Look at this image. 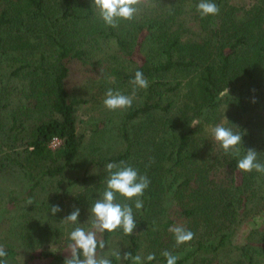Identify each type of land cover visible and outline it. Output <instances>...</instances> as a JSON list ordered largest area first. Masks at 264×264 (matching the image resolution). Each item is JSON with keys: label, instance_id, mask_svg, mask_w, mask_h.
<instances>
[{"label": "trees", "instance_id": "1", "mask_svg": "<svg viewBox=\"0 0 264 264\" xmlns=\"http://www.w3.org/2000/svg\"><path fill=\"white\" fill-rule=\"evenodd\" d=\"M226 1L212 0L219 14L201 18L199 0H144L132 21H121L118 28H111L100 20L93 0H0V173L17 171L29 182V189H34L42 179L63 177L70 171L81 146L74 114L82 101L66 92L65 61L89 62L94 67L103 61L125 59L133 65L129 74L113 68L111 72L124 81L133 79L139 70L148 87L143 89L140 104L126 113L121 128L123 150L106 163L128 164L131 149L139 146L127 137L126 123L138 120L140 135L160 127L161 134L159 140H151L146 133L145 139L155 143L153 155H140V162L132 165L150 181L140 198L145 217L137 215L132 235L117 229L99 234L98 239L105 247L117 239L121 256L138 255L141 243L147 241L156 258L151 262L145 259L144 264H166L163 250L178 256L177 264H264V223L261 228L248 229L243 244L233 245L230 240L240 222L237 210H248L244 215L252 220L250 209L260 203L264 208V173L237 168L238 159L248 149L264 163V0L239 7ZM185 8L195 14L202 30L198 41L182 39L184 20L178 16L186 13ZM226 87L233 99L220 96ZM181 89L184 101L176 107L172 97ZM225 101L238 109L228 115L237 124L235 131L242 135L240 155L223 150L215 161L198 164L194 131L184 129V124L194 119L216 124L215 114ZM172 108L176 111L172 118H165L160 127L151 126L156 112L167 115ZM52 137L62 142L54 151L47 148ZM211 151L208 146L206 153ZM191 165L194 169L189 170ZM213 165L225 168V183L207 181ZM180 170L188 173L174 186ZM191 182L199 185L191 189ZM86 193L76 200H90ZM170 196L177 204L175 212L192 219L188 230L196 234L199 221L204 229L215 226L213 241L192 240L181 252L183 245H176L169 230L174 221L166 216L162 222L152 218L158 200ZM118 197L121 203L122 197ZM130 202L135 205V198ZM51 207L49 204L45 210ZM33 238L23 237L25 242H33ZM4 250L7 264L32 260L64 264L66 259L39 250L17 263L12 246L6 245ZM229 250L235 253L231 260H217V254ZM107 258L111 264H132L112 255Z\"/></svg>", "mask_w": 264, "mask_h": 264}, {"label": "rangeland", "instance_id": "2", "mask_svg": "<svg viewBox=\"0 0 264 264\" xmlns=\"http://www.w3.org/2000/svg\"><path fill=\"white\" fill-rule=\"evenodd\" d=\"M200 1V0H199ZM256 0H227L226 3L236 7L249 6ZM189 8H185L186 13L178 16V19L184 20V34L183 40H196L198 41L202 30L199 27L198 20H195V14L193 12L187 13ZM87 64H82L77 60H66L65 66L67 68V77L65 79V89L70 98L79 99L82 101L75 109V127L78 135L81 136V146L74 160L73 168L68 171L63 177H53L42 179L40 184L34 189H29V182L21 176L17 171H5L0 173V245L5 247L6 245L12 246L16 251V262L23 263L27 257L36 251H52L63 257H68L67 245L70 243L68 236L71 230L75 227L72 224H64L62 221L71 214L75 209H79L80 215L78 217V223L84 225L90 217V208L95 200L99 199L101 193L105 189V179L109 175L106 170V159L120 153L124 144L121 138V128L124 126L125 116L129 108L123 110H108L104 106V99L106 91L111 88L114 91H120L124 94H131L130 80H124L121 76H115L111 69H121L122 73H130L133 65L125 59L119 58L116 62L103 61L100 65L92 67ZM122 66V67H120ZM108 68L107 72L105 68ZM115 77L114 82H110L109 78ZM143 89H138L136 96L133 100L132 106L136 107L142 101ZM184 90L176 92V95L172 97L175 101V106L178 107L183 98ZM234 94L229 93V98L233 99ZM225 101L218 108L219 112H216L215 116L218 118L216 124L214 123H202L198 122L195 127L191 126L192 121L184 124V129H191L195 134V148L198 150L196 155V163H201L202 160L210 163L211 160L215 161L221 157L220 144L213 138L210 128L224 123L226 127H231L235 131L237 124L233 123L229 119V113L238 112L237 108L232 105L233 102ZM131 106V107H132ZM173 109V108H172ZM176 111L169 110L167 115L162 112H156L153 122H150L151 126L160 127L163 125L165 118H172ZM226 118L227 121L224 119ZM232 118V117H231ZM233 119V118H232ZM196 120V119H194ZM197 121V120H196ZM232 122V123H230ZM140 124L138 120H133L131 123L125 124L126 135L130 139L131 143H139V146L135 150L132 148V157L129 160L128 165L132 166L140 162V155H153V141H149L147 138V132L155 140L160 138V129L158 131L144 130V134H138V128ZM138 128V129H137ZM150 132V133H149ZM140 142H139V141ZM133 145V146H134ZM210 146L212 151L207 154V147ZM210 149V148H209ZM135 150V151H134ZM146 152V154L144 153ZM141 153V154H140ZM136 157L138 159L136 160ZM138 161V163H137ZM133 167V166H132ZM194 169L191 165L190 169ZM225 168H220L213 165V168L207 174V181H216L225 183L228 175L225 172ZM180 177H176L174 186L183 179V175H186L188 171H178ZM178 174V173H177ZM170 175L166 176V182L169 181ZM222 183V184H223ZM197 184L191 182L189 187L191 189L197 188ZM213 188V187H211ZM87 192V193H86ZM81 193L89 195L90 200L85 203L79 202L77 196ZM121 199V197H118ZM31 199L33 203L29 205L27 202ZM121 203H129L132 206L134 218L137 215L142 218L145 214L141 210H137L135 205L126 201L122 197ZM57 203V204H56ZM59 206L60 211L56 214H52L51 210H45L47 206ZM56 204V205H55ZM158 208L155 207V218L159 221H164L165 216L171 218L174 221V225H183L186 229L190 225L192 219L183 217L177 212L176 201H173L171 196L165 200L157 202ZM161 211H160V210ZM248 211V210H247ZM244 210H237L239 225L234 229V233L230 240L233 245H241L244 243V238L248 229L263 227L264 221V208L263 204H257L250 209L253 219H247L244 214L247 213ZM141 214V215H140ZM243 221V222H242ZM33 224V225H32ZM203 223L199 221L197 223V232L193 240L200 239L202 241H213L216 234V228L211 224L203 228ZM88 225L85 224V227ZM23 237H34L33 242H25ZM100 235L98 234V238ZM164 239V238H163ZM162 241H165L162 240ZM28 243V244H27ZM187 245H181L183 248L181 252L187 250ZM164 247V246H163ZM169 249V248H166ZM153 251V247H148V242L141 243V249L138 255L142 259L146 258L150 252ZM161 250V248H160ZM160 250H157L158 252ZM119 251L121 253L122 246L117 239H113L103 250H99L98 254L106 255L107 257L112 253ZM164 251V250H163ZM230 251V250H229ZM235 253L226 252L217 254V260L222 262L227 259L231 260ZM114 256V255H112ZM145 260V259H144ZM28 264H51L50 260H32Z\"/></svg>", "mask_w": 264, "mask_h": 264}, {"label": "clouds", "instance_id": "3", "mask_svg": "<svg viewBox=\"0 0 264 264\" xmlns=\"http://www.w3.org/2000/svg\"><path fill=\"white\" fill-rule=\"evenodd\" d=\"M143 2L144 0H93L92 7L96 9L100 20L106 27L118 28L121 21H132L137 16ZM197 11L201 18H205L218 15L220 9L212 0H200L197 4ZM109 80L114 82L115 77H110ZM129 84L132 86L131 94L126 95L111 88L106 91L103 103L108 110L131 108L137 90L146 89L148 80L141 71L137 70ZM225 95L229 96L227 87L220 93L221 97ZM224 119L227 121L226 118ZM197 123L198 121L193 120L191 126L195 127ZM210 132L226 154L240 155L239 145L242 143L240 131H234L233 128L226 127L222 122L211 127ZM257 157L258 154L254 150L248 149L245 155L237 161L238 170L242 172L255 170L264 173V163L259 162ZM106 170L109 175L104 181L105 189L89 210L91 215L85 223L88 226L85 227V224L78 223L79 209L72 211L62 221L64 224L75 225L68 236L70 243L67 245V252L69 257H66L64 264H111L106 255L98 254V248L101 250L105 248V242L98 239V234L113 233L117 229H122L125 235H132L136 228L132 206L129 203L117 202L116 197L119 194L126 201H132L135 198V208L139 210L143 207L140 198L148 188L150 181L124 161L119 164L108 163ZM27 203L31 205L33 201L29 199ZM50 210L54 215L61 209L59 206H52ZM170 231L174 234L177 246L190 243L195 236L183 225H176ZM112 255L117 260H131L132 264H144V259L151 262L156 258L154 253L148 254L144 259L140 255L132 256L130 253L121 256L119 251ZM161 255L166 259V264H177L179 259L178 256L167 250L163 251ZM6 256L4 247L0 245V264H7Z\"/></svg>", "mask_w": 264, "mask_h": 264}, {"label": "built area", "instance_id": "4", "mask_svg": "<svg viewBox=\"0 0 264 264\" xmlns=\"http://www.w3.org/2000/svg\"><path fill=\"white\" fill-rule=\"evenodd\" d=\"M61 144H62V142H61L60 139H58V138H56V137H52V138L49 140V142H48L47 148H48L49 150L54 151V150L60 148Z\"/></svg>", "mask_w": 264, "mask_h": 264}]
</instances>
